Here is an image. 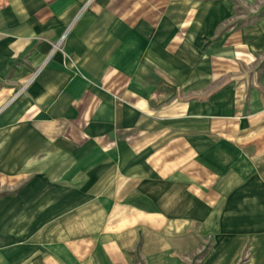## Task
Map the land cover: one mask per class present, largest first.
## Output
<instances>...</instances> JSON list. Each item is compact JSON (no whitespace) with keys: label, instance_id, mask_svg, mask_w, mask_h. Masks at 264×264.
I'll return each mask as SVG.
<instances>
[{"label":"crops","instance_id":"crops-1","mask_svg":"<svg viewBox=\"0 0 264 264\" xmlns=\"http://www.w3.org/2000/svg\"><path fill=\"white\" fill-rule=\"evenodd\" d=\"M259 136L264 0H0V264H173L218 215L213 169L217 247L240 246L264 230Z\"/></svg>","mask_w":264,"mask_h":264},{"label":"rangeland","instance_id":"rangeland-1","mask_svg":"<svg viewBox=\"0 0 264 264\" xmlns=\"http://www.w3.org/2000/svg\"><path fill=\"white\" fill-rule=\"evenodd\" d=\"M242 12L244 15H242L240 19H247L249 17L253 20L258 18V11L253 12V10L244 8ZM256 63L257 62H255V64ZM181 130H183V128ZM185 130H187L185 131L186 133H189L188 129ZM232 130H234L233 126ZM202 133L211 134V131L208 128L207 130L204 129ZM263 138L264 137L259 136L255 138V141H261ZM211 140L212 138L202 140L200 142L201 145H199L202 146L203 149L209 150L212 148L213 144ZM255 144L263 145L264 149V142L262 144L260 142H252L250 143V146L247 147V152H245L246 156L251 157L253 154H256V150L254 148ZM222 154L226 157V151H223ZM203 160L204 164H206V166L204 165L205 169L207 168L209 170L211 169V166L214 167L210 157H204ZM244 168L248 169L249 166L245 165ZM215 170L213 169L212 176L214 179L218 177L219 181L216 183L218 185L215 184L211 187V192L208 194L209 198H204L203 203H209L211 209L218 215L213 216L214 218L211 219V221H208V218H206L207 220H203L202 222H188L186 236L174 239L173 241L174 251L172 252V255L175 257V260H172L173 264H264V251H255L252 250L253 247H251V242L257 239V235L260 236L261 234L264 236V230L255 229L256 231H246V234L244 235L245 240L243 239L244 242L240 244V246L238 245L235 246V248L229 249V251H227V248H225L221 243L217 247V236L220 234V230L218 228L219 226L217 225L220 224L218 217L220 218L221 213L225 209V197L223 196H225L227 185L224 181L226 174L220 172L217 173ZM241 175L242 174L236 175V179L239 177V181H241ZM205 176L206 175H204V181H207L208 179L210 180L209 176ZM247 176V174L242 175V177L245 178H247ZM222 181H224V183H222ZM204 190L206 191V189ZM241 191L242 189L240 186L235 187V192L238 197L242 196L240 193ZM263 245L264 239L260 238L258 247L256 245L255 247H257V249H261L263 248Z\"/></svg>","mask_w":264,"mask_h":264},{"label":"built area","instance_id":"built-area-1","mask_svg":"<svg viewBox=\"0 0 264 264\" xmlns=\"http://www.w3.org/2000/svg\"><path fill=\"white\" fill-rule=\"evenodd\" d=\"M63 39H64V36L61 37L60 41H59L58 44L55 46V49H56V50H61V42L63 41Z\"/></svg>","mask_w":264,"mask_h":264}]
</instances>
